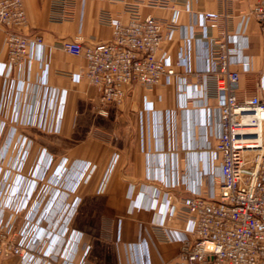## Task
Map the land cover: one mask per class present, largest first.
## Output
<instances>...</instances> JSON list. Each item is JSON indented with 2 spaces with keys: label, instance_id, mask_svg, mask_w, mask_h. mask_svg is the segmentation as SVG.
Returning <instances> with one entry per match:
<instances>
[{
  "label": "crops",
  "instance_id": "1",
  "mask_svg": "<svg viewBox=\"0 0 264 264\" xmlns=\"http://www.w3.org/2000/svg\"><path fill=\"white\" fill-rule=\"evenodd\" d=\"M257 1L176 0L171 10L145 8L163 22L178 18V31L163 48L175 74L152 90L135 86L101 113L97 88L75 77L86 60L62 46L78 37L87 45L111 40L113 27L100 17L126 20L123 4L75 0L72 19L54 23L51 0H24L23 33L40 35L43 45L13 75L0 74V219L18 218L17 206L49 170L61 190L35 231L44 236L43 252L60 254L59 264H182L184 240H195L184 200L217 199L222 181L215 148L225 94L217 95L210 62L217 31L200 15H229L223 23L235 51L231 70L240 73L238 97L264 99V26L250 15ZM7 56L1 31L0 67ZM167 193L174 197L170 215ZM37 215L29 213L28 222ZM20 262L19 255L0 256V264Z\"/></svg>",
  "mask_w": 264,
  "mask_h": 264
},
{
  "label": "built area",
  "instance_id": "2",
  "mask_svg": "<svg viewBox=\"0 0 264 264\" xmlns=\"http://www.w3.org/2000/svg\"><path fill=\"white\" fill-rule=\"evenodd\" d=\"M106 1L122 3L127 14L126 20L101 15L100 20L113 27L111 40L87 45L78 37L62 46L65 52L86 60L75 77L85 78L97 88L101 113H106L109 104L122 103L137 85L152 90L170 83L175 74L174 62L163 48L178 31L177 16L163 22L143 13L145 8L174 9L176 0ZM74 6L75 0H51L50 20L63 23L72 19ZM250 15L264 26V0L255 3ZM228 16L220 12L200 15L203 25L217 31L210 62L217 95L225 94L220 115L222 133L215 148L222 160V181L217 199L192 196L184 200L189 231L195 240H184L182 264H264V99L238 97L240 73L231 70L235 51L230 47L229 31L223 23ZM27 26L24 0H0V32L6 34L8 50L0 74L13 75L32 50L43 45L40 35L23 33ZM22 145L24 164L29 147L25 146L26 140ZM48 173L49 170L45 178ZM40 190L39 182L22 207V215L27 214L24 222L13 216L0 219L1 257L19 255L20 264H59L60 254L51 257L43 252L42 237L38 238L35 231L38 225L27 220L33 207L43 203L38 198ZM165 198V214L170 215L174 197L167 193ZM78 202L76 198L73 209Z\"/></svg>",
  "mask_w": 264,
  "mask_h": 264
},
{
  "label": "rangeland",
  "instance_id": "3",
  "mask_svg": "<svg viewBox=\"0 0 264 264\" xmlns=\"http://www.w3.org/2000/svg\"><path fill=\"white\" fill-rule=\"evenodd\" d=\"M22 151L24 152V148H22L21 152ZM22 157H23L22 159L24 160V158H25V154L24 153H23ZM51 175L52 174H47L46 178L44 176V178L41 179L42 181H40V183H41V190H40V193H39V197L38 198L41 199L40 202H43L42 205L44 203L46 205H45V207H44L43 210L41 209L42 208V205H37L36 204L35 207H33L32 213L33 214H35V213L38 214L37 217H36V219L33 222V225L34 224L38 225L41 222L42 218H46V216H43V214H42L46 208H49L50 207L51 210L55 208L54 204H56V202H57L56 199L58 197V193H60V190H61V188L60 189L58 188V186L61 184V181L58 180V183L56 184L55 180L53 179L54 177L51 176ZM37 201L39 202V200H37ZM51 203H52V205H51ZM47 204H49V205L47 206ZM22 206L23 205H21L20 207L17 206L18 209L21 208L20 210H17L18 213H19V215H20L19 216V221H18L20 223H22L24 221V219L22 220V218H21L22 212H20L22 210ZM51 210H49V211L47 210L45 212L46 213H49V212H51ZM39 211H40V213H39ZM40 218H41V220H40ZM42 240H43V242L45 241L44 236L42 237Z\"/></svg>",
  "mask_w": 264,
  "mask_h": 264
}]
</instances>
